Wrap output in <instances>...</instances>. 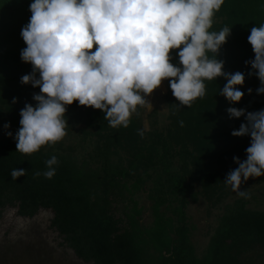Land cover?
<instances>
[{
  "label": "trees",
  "instance_id": "obj_1",
  "mask_svg": "<svg viewBox=\"0 0 264 264\" xmlns=\"http://www.w3.org/2000/svg\"><path fill=\"white\" fill-rule=\"evenodd\" d=\"M31 2L0 0V95L5 98L0 103L8 102L14 114L26 103L32 104L33 94L39 93V89L20 82L22 76L32 71L31 65L22 62L20 57L26 47L21 29L31 16ZM261 25H264V0H225L215 13L210 29L218 32L224 27L232 28L219 58L225 61V71L246 74L241 89L244 98L234 106L249 112L264 109V95L256 94L260 82L254 75H247L251 68L245 64L254 59L248 43L250 31ZM176 51L170 55L175 56ZM171 62L177 63L178 57ZM166 82V100L172 114L166 133L144 131L134 117L129 127L112 128L101 111L74 102L67 107L66 114L82 109L76 116L91 130L87 135L95 138L88 159L80 160L71 149L60 148H41L37 153L26 155L17 152L15 134L0 139V213L9 208L14 209L19 218L32 219L41 211L49 212V229L57 235L60 247L83 264H256L254 256L264 255V211L250 208L244 198L224 207L206 250L201 257L197 255L186 210L190 203L197 202L199 194L189 182L192 172L189 171L190 146L186 145V139L193 134L203 137V133L178 134L176 129L187 114L193 117L195 124H200L202 118L214 117L216 121L210 123L213 124L210 129L216 134L204 135L213 138L208 148L217 146L224 152L231 151L232 159L237 155L245 160L250 137L231 135L245 122L244 118L229 119L226 110L231 105L218 94L226 83L223 78L205 82V97L194 101L190 109L177 108L179 102ZM248 89L253 90L251 95ZM6 98L11 100L4 101ZM14 100L17 102L13 103ZM156 115V110L150 113L151 118ZM17 117L13 124L19 129L20 118ZM142 131L147 139L140 137ZM126 139L141 144L125 166L121 161L116 162L114 156L116 147ZM181 140L184 141L179 158L182 157L184 164L173 171V144ZM197 151L202 152L200 144ZM53 155L57 156L59 164L56 175L47 179L43 175L47 171L45 162ZM18 168L27 173L13 180L11 172ZM140 169L142 174H138ZM196 172L199 182L200 179L208 181L209 174L203 166ZM148 181L151 182L149 199L153 222L146 227L141 223L143 210L136 196Z\"/></svg>",
  "mask_w": 264,
  "mask_h": 264
},
{
  "label": "clouds",
  "instance_id": "obj_2",
  "mask_svg": "<svg viewBox=\"0 0 264 264\" xmlns=\"http://www.w3.org/2000/svg\"><path fill=\"white\" fill-rule=\"evenodd\" d=\"M225 0H32L31 16L21 29L26 47L22 62L32 71L21 77L22 85L39 89L35 106L21 109L20 127L15 133L17 152L30 155L66 136L67 107L78 102L103 113L109 126L129 127L138 106L153 108L146 97L168 81L174 98L183 106L206 95V83L223 78L219 88L231 105L229 119L244 118L233 137H250L246 159L234 157L237 168L223 183L241 198L249 179L264 176V109L249 112L240 104L245 93L246 74L224 70L220 51L232 28L210 31L213 17ZM254 59L246 61L264 95V25L253 27L248 36ZM95 46V51H92ZM173 50L175 56L170 55ZM211 53V56L209 55ZM178 57V62L171 61ZM252 89H248L249 95ZM17 101L14 100L13 103ZM180 126H184L181 120ZM5 124V130L10 129ZM141 135L143 133H140ZM7 135L12 137L11 131ZM45 178L56 175L57 156L46 160ZM27 170L13 169L19 180ZM40 173H37L39 175Z\"/></svg>",
  "mask_w": 264,
  "mask_h": 264
},
{
  "label": "rangeland",
  "instance_id": "obj_3",
  "mask_svg": "<svg viewBox=\"0 0 264 264\" xmlns=\"http://www.w3.org/2000/svg\"><path fill=\"white\" fill-rule=\"evenodd\" d=\"M31 88L33 89L32 86ZM167 90V82L163 81L160 88L146 97L153 108L138 106L139 114H133L132 117L138 119L144 131L152 129L159 133H166L169 129L172 123V114L169 103L166 100ZM3 99L5 98L0 95V100L3 101ZM8 100L10 101L11 99L8 98L4 101ZM32 101L33 106H35V101ZM81 110L78 109L75 113L66 114L68 127L66 128V136L61 141L45 145L42 148L45 150L49 148L71 149L78 159H88L92 154L95 138L88 136L87 133H90L91 130L86 129L79 122L80 118L76 114ZM153 110L157 111L155 118L150 117V113ZM19 113L20 111L17 114ZM17 114L10 110L8 102L0 103V139L9 137L7 131H11L13 135L18 131L15 124H13L15 122L14 118L20 116ZM214 120L216 121V118L206 117L202 118L200 124H195L193 117L187 114L182 120L184 126L181 127L180 123L176 125L178 134L182 132L192 133L194 131L203 133V137L199 134H193L186 139V145L190 146V156L188 157L189 171L192 172L189 175V182L193 187V191L199 194L197 202L190 203L186 213L192 229V242L199 257L206 250L209 238L216 226L217 217L222 214L224 207L241 198L223 183L227 174L238 167L234 159H232L231 151L224 152L223 149L217 148V146H214L215 149L207 146L213 138L204 137V135L210 136L209 132L210 134H216V131L212 128L210 129L213 125L210 123ZM6 123L11 125L8 130L4 128ZM141 133L143 134H140V137L147 139L146 134L143 131ZM183 141L173 144L175 152L173 171H178L184 164L182 157L179 158V153L183 149L181 144ZM140 144L141 142L132 139L122 140L120 145L116 147L114 160L116 162L121 161L125 166L128 165ZM199 144L202 146V152L197 151ZM235 157L238 156L236 155ZM200 166H203L208 171V181L204 182V180L200 179L201 182H199V179L195 176ZM209 170L213 172L210 171L209 173ZM149 172H151V169ZM142 173V169L138 170V174ZM150 189L151 182L148 181L136 196L143 210L141 223L146 227L153 222L151 215L152 202L149 199ZM241 190L248 191L249 198L244 199L248 201L250 208L264 211V176L249 179L246 184L242 185ZM50 218L51 214L44 211L39 212L32 219L19 218L14 209L8 208L2 211L0 213V264H83L77 261L67 249L60 247L57 235L49 229ZM258 254L261 255V253ZM254 257L256 264H264V255L259 257L256 254Z\"/></svg>",
  "mask_w": 264,
  "mask_h": 264
}]
</instances>
